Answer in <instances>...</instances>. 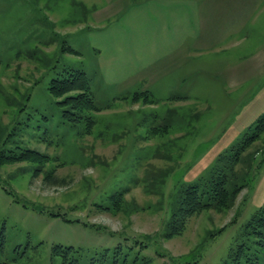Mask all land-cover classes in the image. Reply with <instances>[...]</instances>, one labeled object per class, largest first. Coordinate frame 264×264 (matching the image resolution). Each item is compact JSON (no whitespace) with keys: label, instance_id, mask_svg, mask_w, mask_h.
<instances>
[{"label":"rangeland","instance_id":"rangeland-1","mask_svg":"<svg viewBox=\"0 0 264 264\" xmlns=\"http://www.w3.org/2000/svg\"><path fill=\"white\" fill-rule=\"evenodd\" d=\"M120 1L0 0V261L69 264L55 248L72 246L77 264H220L264 204L262 132L235 166L241 183L254 154L232 204L165 235L180 189L208 177L264 112V87L251 93L264 83V0H241L227 53L207 54L222 68L241 53L242 81L231 63L225 85L170 78V16ZM70 70L86 73L99 108L75 124L61 115L68 94L49 91ZM50 172L65 184H45Z\"/></svg>","mask_w":264,"mask_h":264},{"label":"trees","instance_id":"trees-1","mask_svg":"<svg viewBox=\"0 0 264 264\" xmlns=\"http://www.w3.org/2000/svg\"><path fill=\"white\" fill-rule=\"evenodd\" d=\"M50 85L49 91L53 95L68 94L59 102V105L64 108L61 114L64 121L75 124L83 118L79 112L99 109L94 103L90 79L84 71L70 70L62 77L53 78ZM144 93L146 94V92ZM89 125L91 127L92 123ZM262 132H264V112L248 126L238 145L218 154L208 177L180 189L175 211L165 233L168 238L180 235L192 216L207 209L219 210L232 204L245 184L244 176L249 173L254 154H250L251 158L247 162L244 161L246 168L243 167L244 171L239 173L241 177L244 174L241 183L233 180L235 166L242 161L244 152L250 148ZM43 182L54 186L65 184V180L57 177L53 172L47 173ZM55 215H59V213ZM243 239L236 248L232 249L228 259L223 260L220 264H264V204L245 223ZM60 251H63L64 262L77 264L76 257L70 256L71 252L77 251L76 248L72 246L55 248L56 253ZM0 264L13 263L0 261Z\"/></svg>","mask_w":264,"mask_h":264},{"label":"crops","instance_id":"crops-1","mask_svg":"<svg viewBox=\"0 0 264 264\" xmlns=\"http://www.w3.org/2000/svg\"><path fill=\"white\" fill-rule=\"evenodd\" d=\"M129 2L130 0H123L117 2L116 5L125 6ZM149 2L151 5L156 6L155 13L160 15L168 13L172 22L173 37L180 36L176 37L179 39V44L173 47L175 65L171 68L173 74L170 73V78L173 77L179 83L185 81L186 85L194 81L200 84L201 80L214 78L219 85L220 83L225 85L231 78L228 70L231 69L229 64L232 63L233 67L236 68L235 70L238 71H234L233 78L236 84H240L242 81L241 67H238L240 66L239 61L242 59L240 52H238L239 56L234 54L233 61L227 66L223 65L222 68L210 67L205 61L208 60L209 56L207 54L213 51V47L218 48L217 51L212 52L214 57L217 54L227 53V48H221V45L225 44H222L221 40L226 38V28L232 30L228 37L236 34V28L239 26L237 25L238 7L242 5L241 0H138V5ZM244 3L251 5L252 1L244 0ZM160 7L164 9H159ZM176 15L181 16V22L176 20L179 24L173 20V16ZM249 54H253L252 56L255 58L256 51ZM252 68L256 69L255 66ZM255 79V87L251 93L256 87H264V83H257ZM240 99H242L241 96Z\"/></svg>","mask_w":264,"mask_h":264}]
</instances>
